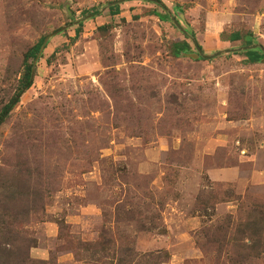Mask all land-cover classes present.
<instances>
[{"label": "rangeland", "instance_id": "obj_1", "mask_svg": "<svg viewBox=\"0 0 264 264\" xmlns=\"http://www.w3.org/2000/svg\"><path fill=\"white\" fill-rule=\"evenodd\" d=\"M111 1L0 0V212L33 264H264V0Z\"/></svg>", "mask_w": 264, "mask_h": 264}, {"label": "trees", "instance_id": "obj_2", "mask_svg": "<svg viewBox=\"0 0 264 264\" xmlns=\"http://www.w3.org/2000/svg\"><path fill=\"white\" fill-rule=\"evenodd\" d=\"M156 3H161L160 0H148ZM164 7V5L161 3ZM109 12L114 15L119 12V4H114L108 7ZM89 14L85 16H81L79 18H74L73 23H78V28L76 29V36L79 35L81 31V25L84 19L92 17L100 12L97 8H92L88 10ZM85 11L84 13H87ZM174 22V18H171ZM176 25V24H175ZM177 26V25H176ZM187 38H190L193 41L194 34L189 33L185 30L184 32ZM240 38L238 32H233L229 40L235 41ZM45 36L41 37L36 43L30 46L23 55V68L24 73L22 75V85L26 86L30 83L31 78V63H29V59H34L37 57V54L40 52L42 44L44 42ZM254 43L247 41L246 45H252ZM260 47V46H259ZM259 47L249 48L242 50L246 57L247 61L250 63H257L262 58H264V53L261 51ZM185 48H190V45L186 41L177 42L175 44V52L182 53ZM16 97L12 98L11 101L1 110L0 119L3 116H6L10 111V106L15 100ZM22 195L19 194L20 198ZM8 212V211H7ZM4 212V209L0 212V264H33V261L29 255V249L32 245V241L30 238L23 235L24 228L22 226L21 220H18L25 211H15V214H8ZM8 218L9 220H6ZM13 219V220H12Z\"/></svg>", "mask_w": 264, "mask_h": 264}, {"label": "water", "instance_id": "obj_3", "mask_svg": "<svg viewBox=\"0 0 264 264\" xmlns=\"http://www.w3.org/2000/svg\"><path fill=\"white\" fill-rule=\"evenodd\" d=\"M118 2V0H116V1H111V2H109L108 3V5L109 6H111V5H114V4H116ZM174 23L177 25V27H179V28H181V26L179 25V23L177 22V20H175L174 19ZM182 29V28H181ZM183 30V29H182ZM183 32H185V30H183ZM46 41H47V38L45 37V39H44V42H43V44H42V47H41V50H42V48L45 46V43H46ZM193 44H194V46H195V48H196V50H197V54H198V57H202V58H210V57H212V56H215V55H217V54H219L221 51H217V52H215V53H213V54H210V55H206L202 50H201V48L199 47V45H198V43H197V41H196V39L195 38H193ZM260 45H258V44H252V45H246V46H243V47H241V48H239V49H243V50H245V49H249V48H255V47H259ZM260 49H261V51L264 53V47L263 46H260L259 47ZM40 50V51H41ZM233 51L234 49H226V50H223V51ZM39 54V53H38ZM38 54H37V56H38Z\"/></svg>", "mask_w": 264, "mask_h": 264}, {"label": "crops", "instance_id": "obj_4", "mask_svg": "<svg viewBox=\"0 0 264 264\" xmlns=\"http://www.w3.org/2000/svg\"><path fill=\"white\" fill-rule=\"evenodd\" d=\"M262 176V174L254 173L251 175V179L255 182L258 181V179Z\"/></svg>", "mask_w": 264, "mask_h": 264}]
</instances>
